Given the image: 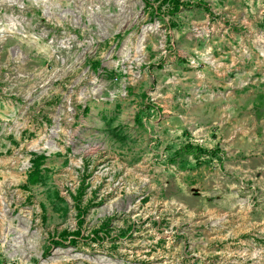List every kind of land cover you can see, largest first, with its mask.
Segmentation results:
<instances>
[{"label":"rangeland","instance_id":"obj_1","mask_svg":"<svg viewBox=\"0 0 264 264\" xmlns=\"http://www.w3.org/2000/svg\"><path fill=\"white\" fill-rule=\"evenodd\" d=\"M0 264H264V0H0Z\"/></svg>","mask_w":264,"mask_h":264},{"label":"trees","instance_id":"obj_2","mask_svg":"<svg viewBox=\"0 0 264 264\" xmlns=\"http://www.w3.org/2000/svg\"><path fill=\"white\" fill-rule=\"evenodd\" d=\"M187 149H189V148H191V147H194V146H192L191 144H187L186 146H185ZM34 164H35V168H37L36 166H37V164H36V161L34 162ZM30 178H29V181L31 182V183H34L36 180H37V172H35V169H33L32 171H30Z\"/></svg>","mask_w":264,"mask_h":264}]
</instances>
